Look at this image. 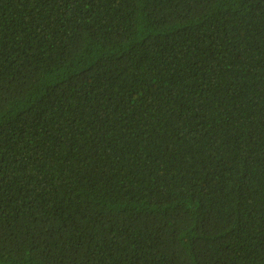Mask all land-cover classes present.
I'll return each instance as SVG.
<instances>
[{
	"label": "trees",
	"instance_id": "1",
	"mask_svg": "<svg viewBox=\"0 0 264 264\" xmlns=\"http://www.w3.org/2000/svg\"><path fill=\"white\" fill-rule=\"evenodd\" d=\"M0 264H264V0H0Z\"/></svg>",
	"mask_w": 264,
	"mask_h": 264
}]
</instances>
